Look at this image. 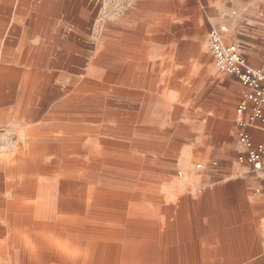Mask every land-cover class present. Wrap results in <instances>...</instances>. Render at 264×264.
<instances>
[{"label": "rangeland", "instance_id": "rangeland-1", "mask_svg": "<svg viewBox=\"0 0 264 264\" xmlns=\"http://www.w3.org/2000/svg\"><path fill=\"white\" fill-rule=\"evenodd\" d=\"M0 14V22L5 23V33H0V71L20 73L15 81L0 77V151L16 147L18 137L25 141L15 155L19 173L16 179H8L17 193L30 181L31 175L25 173L28 166L23 171L19 167L32 166L35 159L29 157L34 148L39 153L34 175L38 183L65 170L80 171L82 163L122 161L130 176L125 203L131 209L155 210V187L162 196V223L172 204V221L180 225L181 203L187 198L192 208L198 203L223 217L213 221L204 216L205 234L191 229L184 245L190 255L218 256L210 264H264V180L255 176L259 173L246 176L236 169L213 179L208 168L215 161L209 165L207 159L219 158L207 157L202 149L227 141L213 121L225 122L218 112L231 100L226 87L239 83L215 66L209 32L214 26H227V42L241 48L235 41L238 35L244 45L251 39L258 44V37L250 33L255 20L244 17L231 30L220 8L203 0H0ZM9 32H20V37L14 36V46L5 42ZM23 37L25 45L20 49ZM102 53L121 61L119 72L129 82L85 85L87 71ZM61 63L69 67L61 68ZM25 72L41 75L28 78L33 88L26 91L22 88ZM117 72L112 76L117 78ZM238 102L233 107L235 129ZM111 111L119 112L128 124L109 123L105 113ZM187 149L190 159H182ZM238 155L236 150L232 161L238 162ZM8 180H3L4 188ZM27 189L32 198L36 187ZM209 194L212 204H208ZM110 202L107 207H118V202ZM194 210L188 225H195L200 211ZM233 216L235 220L228 219ZM124 217L130 226H137L130 215ZM153 219L147 217L140 225H151ZM247 231L249 235L240 238L246 240L242 251L235 245H228L229 251H215L220 245L199 243ZM175 238L183 237L176 234ZM234 256L250 258L241 262Z\"/></svg>", "mask_w": 264, "mask_h": 264}, {"label": "bare ground", "instance_id": "bare-ground-1", "mask_svg": "<svg viewBox=\"0 0 264 264\" xmlns=\"http://www.w3.org/2000/svg\"><path fill=\"white\" fill-rule=\"evenodd\" d=\"M7 20H9V17L7 18ZM4 27L5 23L1 21L0 33L4 32ZM19 34L20 32H9L7 36L5 35V42L8 44L10 43L14 46L16 43L14 36H19ZM19 40L21 44L20 49H22L25 45L24 37L20 38ZM27 53V49H24V57ZM60 66L61 68L63 67L66 69L69 67L65 63H61ZM121 67L122 63L120 60L116 59L113 56H109L108 54L102 53L94 61L92 67L90 69L88 68L89 70L87 71V74L84 78V83L85 85L89 86H94L95 84H98L99 81H105L109 84L127 83L129 81L125 78L126 76L119 72ZM115 69L118 70V72L116 73L118 74L117 78L116 76H112L115 75L113 73ZM0 77L5 81H15L18 77H20V73L15 69H2L0 71ZM32 77H34L35 79L41 77V75H39V73L37 72H25L23 74L22 88L25 91L31 90L33 88V85L28 83V78ZM19 101H21V97ZM107 109L108 108H106V110ZM105 115L106 117H108L107 120L109 121V123L116 120L121 124H128V121L126 119L120 117L121 114L119 112L111 111L109 113H105ZM70 126L68 128H70ZM13 131L15 132V130ZM31 154L33 155L32 158L35 159L34 161H32L34 163L32 164V166L22 163L21 169L23 171L28 166L26 171L29 175H31V177L30 181H27L25 183V186L26 188L36 187V190L38 191V199L41 200L40 206H37L35 204H18L11 207L9 209V212H11L10 220L12 230L15 229L14 235L20 238H26V232H34V234H32L34 236L33 238H35L33 246L34 255L37 260H40L43 253L52 251L61 254L60 257L63 264L156 263L154 254H157L156 251L159 247V241L156 238L157 235L153 229L149 228V226H147L149 228L148 229L140 225L142 224V221H144L147 217L155 218L156 211H149L141 206L131 209L130 205L125 203V199L127 196L126 190L131 185L126 163L117 160H108L104 161L103 163L95 160L90 163H82L80 164V171L65 170L62 171L59 176H57V178H52L50 179V181L40 184L34 179V175L38 170V167H36L38 165L36 159L39 158V153L35 151L34 148V150H31ZM142 181H144V179ZM147 186L148 185H146L145 188H147ZM149 187L150 185L148 186V188ZM153 189L157 188L154 187ZM110 201L118 202V207H107L106 205L111 203ZM2 213L3 214L1 217H4L5 211H3ZM124 214L130 215L133 219V222H135L137 226H130L128 224L129 219L127 217H124ZM166 224L167 223H165V225Z\"/></svg>", "mask_w": 264, "mask_h": 264}, {"label": "crops", "instance_id": "crops-1", "mask_svg": "<svg viewBox=\"0 0 264 264\" xmlns=\"http://www.w3.org/2000/svg\"><path fill=\"white\" fill-rule=\"evenodd\" d=\"M205 3L209 5H217L220 8V15L227 19L231 30L236 28L235 24L242 20L244 17L251 18L255 20L257 23L252 27V35L258 37V44H255L254 40L251 39L250 42H246L247 45H244V40L242 36L236 35L235 41L241 44V50L244 56L247 58L248 62L252 66H260L261 55L264 52V0H203ZM232 14H237V16H232ZM227 27V26H226ZM247 41V40H246ZM240 83V82H239ZM236 83L233 86H227L226 91L229 93L231 100L227 101L226 105L219 110L218 115H223L225 122H220L219 120H214L213 124L215 127L220 128V132L223 133V137L227 138L223 144L217 147H204V153L207 157L214 158L215 156L219 159H207L210 165L211 161H215V165L212 164L209 166L208 170L210 172V176L213 179H218L227 172H234L235 169L239 170L242 175L251 176L255 174H250L251 170L247 165H243L237 161H232V154L238 150L239 153L243 151L242 145L237 141V130L235 129L232 124V117H233V107L237 101H240L245 96L247 89L241 86V83ZM236 117V124H237ZM25 132V131H24ZM251 134L255 141L263 140L264 135L263 133L251 129ZM23 137L20 140L18 137L16 147L9 148L0 151V156H3L4 159H0V264H63L61 260V254L56 252L47 251L43 253L40 260H37L34 255V241L35 238L32 234L34 232H26V238H20L16 235L15 229L12 230L11 227V212L9 209L18 204H27L32 205L35 204L40 206V201L38 199V191L36 190V194H33L31 198L30 195L27 194L29 190L23 189L20 194L16 192L12 184L9 182L10 179H16V175L19 173L18 167L15 165V155L18 152L17 148L22 147L24 144ZM192 148V147H191ZM192 150V149H191ZM189 149L184 152L182 159H190L189 157ZM25 153L23 152L22 155ZM18 156V155H16ZM29 156V155H28ZM29 157L32 158V154ZM211 160V161H210ZM210 161V162H209ZM220 164V166H219ZM20 171H22L21 167H19ZM230 170V171H229ZM250 172V173H249ZM22 173V172H21ZM26 174L27 171L25 172ZM261 177L264 180V175L258 174L255 175ZM8 180L7 187L4 188L3 180ZM40 183V182H39ZM44 183V182H42ZM40 183V184H42ZM153 196L155 197V211L156 217L150 222L151 225L149 226L150 229H153L157 235V239L159 241V247L156 251L157 254H154V259L156 261L155 264H210L209 261L212 259L218 258V256H197V255H190V249L184 247V245L188 242L186 237L191 233V229H196V232L201 234L206 233L205 227L202 225V219L204 216L208 215L210 219L213 221L223 220V217L215 212H213L212 208L207 207L202 208L203 206L199 207L198 203H196L195 207L192 208L190 199H184L182 201V214L180 216L181 224L177 227L175 226L172 218L174 216L175 207L170 204L167 206L169 208V216L167 217L166 221L162 223L159 220L161 212V203H162V196L158 193V190L154 192ZM209 203L212 204L213 197L212 194H209ZM160 197V198H159ZM31 199V201H30ZM203 199V198H202ZM200 198V202H202ZM37 200L38 202H34ZM29 201V202H28ZM43 206V205H41ZM159 206V207H158ZM34 207V205H33ZM32 207V208H33ZM166 208V207H165ZM195 209V210H194ZM200 211L198 215L194 217L195 225H188L187 221L191 216L192 211ZM5 211L4 217L2 216V212ZM233 217H228V219L235 220ZM35 220V219H34ZM169 221V222H168ZM37 222V221H35ZM165 223H167L165 225ZM147 226H143L144 228H148ZM148 228V229H149ZM169 228V230H168ZM167 229V230H166ZM175 230V231H174ZM175 233V234H174ZM164 234V235H163ZM176 234L180 235L183 238L176 239L174 236ZM159 235V236H158ZM166 235V236H165ZM248 236L249 233L247 232H236L231 233L229 235H224V238L221 239H210V240H203L201 241V245L211 246L213 244L220 245V247L213 249V250H220L222 252L229 251L232 248H227L229 245H235V249L244 250L243 245L246 240L240 239L241 236ZM6 237V238H5ZM3 239V240H1ZM163 245V246H162ZM222 245V246H221ZM163 248V249H162ZM186 254V255H185ZM186 256V257H185ZM196 256V257H195ZM189 257V258H188ZM55 258V259H54ZM236 260L246 261L250 257L249 256H234ZM197 259V260H196ZM166 261V262H164ZM232 264H236L232 263Z\"/></svg>", "mask_w": 264, "mask_h": 264}, {"label": "built area", "instance_id": "built-area-1", "mask_svg": "<svg viewBox=\"0 0 264 264\" xmlns=\"http://www.w3.org/2000/svg\"><path fill=\"white\" fill-rule=\"evenodd\" d=\"M226 26H214L209 32L208 47L215 66L234 76L247 92L237 106V136L243 147L238 162L253 173L264 175V139L255 141L251 129L264 135V52L261 65L252 66L240 46L226 41Z\"/></svg>", "mask_w": 264, "mask_h": 264}]
</instances>
